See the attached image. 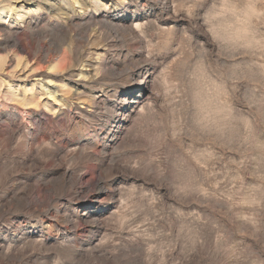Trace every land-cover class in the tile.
<instances>
[{
  "label": "rangeland",
  "instance_id": "obj_1",
  "mask_svg": "<svg viewBox=\"0 0 264 264\" xmlns=\"http://www.w3.org/2000/svg\"><path fill=\"white\" fill-rule=\"evenodd\" d=\"M0 9V264H264V0Z\"/></svg>",
  "mask_w": 264,
  "mask_h": 264
},
{
  "label": "clouds",
  "instance_id": "obj_2",
  "mask_svg": "<svg viewBox=\"0 0 264 264\" xmlns=\"http://www.w3.org/2000/svg\"><path fill=\"white\" fill-rule=\"evenodd\" d=\"M223 5H222V3H217L216 5H215V7H216V9L217 10H219L221 7H222ZM216 20H217V22L220 24V25H222L226 20H227V17H225L224 15H218L217 17H216ZM206 23H207V21H206ZM218 39H221V40H224L225 42H227V37H225L224 35H223V33H221V35L218 37Z\"/></svg>",
  "mask_w": 264,
  "mask_h": 264
},
{
  "label": "bare ground",
  "instance_id": "obj_3",
  "mask_svg": "<svg viewBox=\"0 0 264 264\" xmlns=\"http://www.w3.org/2000/svg\"><path fill=\"white\" fill-rule=\"evenodd\" d=\"M9 14V13H8ZM3 15H6V12H4V10L2 9H0V17H2ZM9 18H12V16H9ZM48 97V96H47ZM31 104H33V103H31ZM102 206H104V204L102 205ZM103 208H106V207H102L101 209H103Z\"/></svg>",
  "mask_w": 264,
  "mask_h": 264
}]
</instances>
